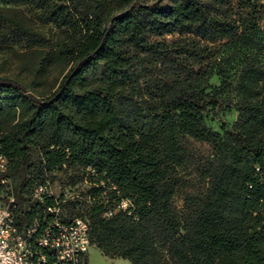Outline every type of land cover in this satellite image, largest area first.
Returning <instances> with one entry per match:
<instances>
[{"label":"trees","instance_id":"16d2710c","mask_svg":"<svg viewBox=\"0 0 264 264\" xmlns=\"http://www.w3.org/2000/svg\"><path fill=\"white\" fill-rule=\"evenodd\" d=\"M1 1L31 5L57 31L35 71L60 67L49 93L0 77V178L10 186L20 175L10 189L21 223L37 180L79 167L89 185L63 216L86 218L104 255L264 264V33L252 0ZM173 34L191 38L166 39ZM228 109L233 124L207 125V112L220 119ZM185 136L211 149L204 190H188L179 174L191 161ZM123 198L129 207L116 208Z\"/></svg>","mask_w":264,"mask_h":264},{"label":"rangeland","instance_id":"374dc122","mask_svg":"<svg viewBox=\"0 0 264 264\" xmlns=\"http://www.w3.org/2000/svg\"><path fill=\"white\" fill-rule=\"evenodd\" d=\"M156 0H140L147 6L154 4ZM162 6L170 4L169 0H159ZM236 2L237 0H232ZM257 9V17L264 33V0H252ZM243 10L238 11L241 14ZM241 16V15H239ZM56 29L51 24H45L38 17L37 11L31 5L5 3L0 0V77H5L18 82L27 89L28 93L42 91L49 93L51 87L60 77V67L53 65L44 75L35 73L37 63L42 52L47 51L56 36ZM191 38V36L179 34L167 35V40L177 38ZM202 43V42H201ZM212 85H219L217 76L210 79ZM206 123L216 131H221V121L233 124L238 116L234 109L222 111L220 119L207 112ZM183 145L191 153V161L179 174L184 178V187L192 191L204 190L206 179L202 175L205 159L210 154V147L206 142L185 136ZM19 173L11 174L10 188L14 189L15 182L19 179ZM52 185L57 193L66 189L68 195L85 196L89 181L87 174L79 167L70 168L67 171L51 173ZM69 199L66 202L64 212L69 214L80 208V197L76 201ZM176 208L181 212L183 198L180 192H176L172 200ZM87 264H129L122 257H108L104 255L95 244H89L86 251Z\"/></svg>","mask_w":264,"mask_h":264},{"label":"built area","instance_id":"2783aa9c","mask_svg":"<svg viewBox=\"0 0 264 264\" xmlns=\"http://www.w3.org/2000/svg\"><path fill=\"white\" fill-rule=\"evenodd\" d=\"M6 168L7 158L0 152V171ZM1 184H6L5 190ZM68 192L57 193L47 178L37 180L31 190L32 217L21 223L8 179L0 178V264H87L89 224L82 216H63V204L73 198ZM129 203L123 198L116 208L127 209Z\"/></svg>","mask_w":264,"mask_h":264}]
</instances>
